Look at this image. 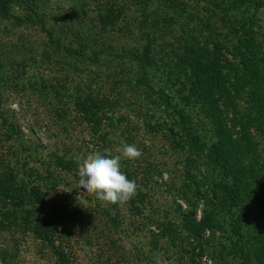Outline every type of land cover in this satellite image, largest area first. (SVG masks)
Listing matches in <instances>:
<instances>
[{
  "label": "trees",
  "instance_id": "trees-1",
  "mask_svg": "<svg viewBox=\"0 0 264 264\" xmlns=\"http://www.w3.org/2000/svg\"><path fill=\"white\" fill-rule=\"evenodd\" d=\"M38 4L37 0H0V17L16 19L19 25L40 24L49 44L66 50L76 62L81 59L95 67L93 76L104 66L117 72L119 81L114 83L137 86L145 94L141 105L152 108L153 132L161 131L187 159L183 172L189 184L183 183L182 199L189 206L201 198L196 196L207 199L199 219L194 209L182 210V230L200 242L214 221L221 223L218 215L224 216L231 238H236L233 259L264 264V158H260L264 154V30L255 19L264 0H75L62 17L54 7L59 16L57 12L53 16L59 20L49 26ZM130 7L132 15L125 14ZM15 8L21 14L14 13ZM90 11H96L97 17L89 18ZM113 29L126 37L135 34V44H103L105 33ZM4 64L0 61V68ZM60 88L53 93L61 101ZM76 97L79 112L92 125L99 124L94 117L100 109L98 97L90 93ZM67 162L59 158L58 164L78 170L73 159ZM200 163L206 164V170ZM0 168V229L31 233L50 246L63 264L66 255L54 246L59 224L40 212L44 192L29 180L31 174L19 175L8 164L0 163ZM124 172L137 183L136 173ZM150 176L149 169L139 183L147 185ZM145 197L139 187L130 200L129 205L135 204L132 214L142 213ZM111 207L119 210L118 205ZM101 212L116 223L109 208ZM245 219L250 221L249 231ZM167 233L174 231L165 228L163 234Z\"/></svg>",
  "mask_w": 264,
  "mask_h": 264
},
{
  "label": "rangeland",
  "instance_id": "rangeland-1",
  "mask_svg": "<svg viewBox=\"0 0 264 264\" xmlns=\"http://www.w3.org/2000/svg\"><path fill=\"white\" fill-rule=\"evenodd\" d=\"M74 1L37 0L38 11L40 16L45 15L49 26L59 20L54 7L60 9L62 17ZM262 5L255 19L264 30ZM133 10L130 7L125 14ZM13 11L21 14L20 8ZM54 13L57 15L53 16ZM97 15L96 11L89 12V18ZM16 23V19L0 17V61L5 62L0 68V163L8 164L19 175L31 174L29 180L44 192L40 212L59 224L54 246L65 253L63 264L243 263L233 259L237 257L232 246L236 238H231L226 217L218 215L221 223L214 221L200 242L182 230V210L194 209V217L199 219L207 199L196 196L201 198L193 206L182 199L183 183L189 184L183 172L187 159L163 138L161 131L153 132L152 108L141 105L145 94L133 83H114L118 80L117 72L104 66H100V74L93 76L95 67L81 59L76 62L66 50L49 44L40 24ZM131 28L136 31L133 24ZM106 35L103 44L111 47L135 44V34L126 37L113 29ZM70 38L69 35L61 39L67 43ZM60 86L59 91L64 93L61 101L53 93ZM86 93L100 100L99 112L94 115L100 121L97 125L89 123L88 116L74 104L76 96ZM121 140L136 144L143 152L139 159L121 161L122 170L136 173L137 184L146 193L145 209L138 215L132 214L135 204L129 205L130 200L118 205L116 211L112 204L88 194L78 186V170L64 169L58 164L59 158L69 164V159L77 162L78 154L103 152L106 148L118 154ZM260 158H264L263 153ZM200 164L206 170V164ZM149 169L150 182L139 183ZM107 208L116 223L101 212ZM244 221L245 230L249 231L250 221ZM165 228L174 233L163 234ZM0 264H61V261L50 246L31 233L0 229ZM248 264L258 263L250 260Z\"/></svg>",
  "mask_w": 264,
  "mask_h": 264
},
{
  "label": "clouds",
  "instance_id": "clouds-1",
  "mask_svg": "<svg viewBox=\"0 0 264 264\" xmlns=\"http://www.w3.org/2000/svg\"><path fill=\"white\" fill-rule=\"evenodd\" d=\"M113 154L111 149L78 154V186L101 202L123 205L137 195L139 185L122 170L121 161L136 160L143 152L134 143L121 140Z\"/></svg>",
  "mask_w": 264,
  "mask_h": 264
}]
</instances>
